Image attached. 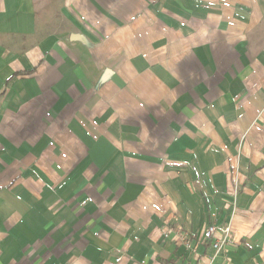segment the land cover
I'll use <instances>...</instances> for the list:
<instances>
[{
  "label": "crops",
  "instance_id": "1",
  "mask_svg": "<svg viewBox=\"0 0 264 264\" xmlns=\"http://www.w3.org/2000/svg\"><path fill=\"white\" fill-rule=\"evenodd\" d=\"M228 224L214 264H264V0H0V264H204Z\"/></svg>",
  "mask_w": 264,
  "mask_h": 264
},
{
  "label": "built area",
  "instance_id": "2",
  "mask_svg": "<svg viewBox=\"0 0 264 264\" xmlns=\"http://www.w3.org/2000/svg\"><path fill=\"white\" fill-rule=\"evenodd\" d=\"M170 230L165 232V235L168 236ZM232 230L231 226H215L209 225L204 228L200 235L196 238V245L208 244L213 249V255L208 259L204 264H214L215 259L220 254H225L229 244L232 242ZM171 240L187 250H191V236L186 232L176 231L171 237ZM225 257V256H224ZM226 264H229V260L225 258Z\"/></svg>",
  "mask_w": 264,
  "mask_h": 264
},
{
  "label": "rangeland",
  "instance_id": "3",
  "mask_svg": "<svg viewBox=\"0 0 264 264\" xmlns=\"http://www.w3.org/2000/svg\"><path fill=\"white\" fill-rule=\"evenodd\" d=\"M237 184H238L237 180H235V184L232 182L234 190H235V186L237 187Z\"/></svg>",
  "mask_w": 264,
  "mask_h": 264
}]
</instances>
